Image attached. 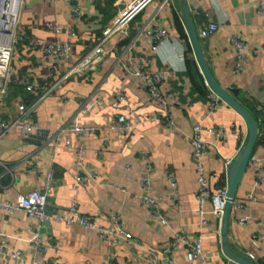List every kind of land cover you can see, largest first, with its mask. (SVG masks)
Here are the masks:
<instances>
[{
  "label": "crops",
  "instance_id": "0c3cea01",
  "mask_svg": "<svg viewBox=\"0 0 264 264\" xmlns=\"http://www.w3.org/2000/svg\"><path fill=\"white\" fill-rule=\"evenodd\" d=\"M185 2L196 33L207 22L217 23L213 34L198 37L206 64L222 87L236 89L233 96L256 117L258 136L234 204L228 210L226 233L234 253L245 255L254 264H264V110L255 108L264 102V12L258 10L257 0ZM160 3L161 0H152L132 19L124 39L113 37L104 45V55L96 69L72 75L53 87L33 111L31 120L37 128L31 135L10 130L0 138V201L14 203L20 195L38 188L46 171L52 169L55 182L46 202L51 217L68 216V205L74 199L76 211L100 225L113 227V216L118 215L139 243L122 241L114 246L113 264H170L163 250L170 246L173 233L180 232L189 240L195 238L199 215L190 142L193 123L224 130L221 137L209 132L201 135L210 142L203 163L213 193L226 189V163L247 137L244 119L224 101L219 99V106L208 110L209 98L217 96L200 81L191 62L193 48L179 0L161 7ZM71 5L69 0H23L17 28L22 42L14 47L12 75L7 80L6 93L0 95L1 119L15 118L20 103L32 102L53 85L101 37L122 1L79 0L81 15L74 19ZM192 9L198 13L193 14ZM51 22H56L61 32L46 26ZM146 24H159L168 32L169 39L157 50H152L142 33ZM69 25L74 26L73 35L64 31ZM178 27L185 36L179 37ZM233 33L239 34L248 52L237 73L235 49L230 41ZM28 37L35 38L36 48L27 47ZM59 41L69 44L67 57L51 58L43 52L44 47ZM138 64L148 70L168 71L160 91L170 105L175 128L167 129L157 120L136 122V118L149 119L156 109L143 82L133 74ZM14 75H27L32 90L25 91L15 84ZM119 93L125 99H118ZM120 114L133 123L130 130L71 135L73 146L85 148V168L97 173L73 189L74 151L63 146L65 129L73 124L108 125L112 117ZM170 176L176 181L173 189L168 183ZM144 177L149 180L148 187L142 185ZM145 194L159 199L168 224L162 225L151 216L142 200ZM203 209L208 220L202 228L203 253L209 263L228 264L230 260L222 251L220 223L212 213L210 200ZM241 218L247 221L239 225ZM33 224L35 220L22 209H0V237L5 235L12 250L23 252L25 260L19 264H27L32 256L28 239ZM46 224L38 233L48 244L45 256L52 257L54 264H108V246L95 231L52 218ZM171 257L173 264H188L183 244L172 249ZM14 263L0 255V264ZM194 264L202 263L197 260Z\"/></svg>",
  "mask_w": 264,
  "mask_h": 264
},
{
  "label": "built area",
  "instance_id": "2783aa9c",
  "mask_svg": "<svg viewBox=\"0 0 264 264\" xmlns=\"http://www.w3.org/2000/svg\"><path fill=\"white\" fill-rule=\"evenodd\" d=\"M71 2L70 13L71 17H80L81 12L79 8V0H69ZM93 2L94 0H89ZM122 1V7L118 9L115 16L112 18L111 23L106 26L101 37L87 50L85 51L65 72H63L59 78L47 88L43 93L37 96L30 103H20L17 106L18 114L15 118L5 120L0 118V138L10 130H18L25 136L32 134L33 130L37 128V125L31 120L33 111L36 105L49 94L53 87L60 83L62 80L67 79L72 75H81L89 71L96 69L97 65L101 62L104 55V45L109 42L113 37L118 39H124L128 34V27L132 19H134L152 0H116ZM172 0H161L160 7L165 3ZM264 0H257L258 10L264 12ZM23 0H0V36L4 40H0V95L6 93V83L8 78L12 75L10 68L11 57L14 52V47L21 41V37L17 34V28L19 23L20 10ZM193 14H197V10H191ZM147 25V24H146ZM46 26L52 31L59 33L61 29L56 22L47 23ZM148 26V25H147ZM143 28L142 33L145 34L147 43L150 44L152 50H157L159 45L168 40L167 30L159 24ZM217 29L216 22H207L202 25L197 36L199 38H206L213 34ZM64 31L67 34L73 35L75 29L73 25L67 26ZM232 46L235 49V64L234 72L240 71L243 63L246 61L247 45L241 39L239 34L233 33L230 37ZM26 45L28 48H36V40L34 37H28L26 39ZM70 51V46L66 42L59 41L55 44H50L43 48V52L51 58L67 57ZM133 74L140 79L148 93L150 101L156 104V109L153 115L149 119L136 118L137 123H143L147 120H157L163 124L167 129H173L176 127L175 118L171 112L170 105L160 91V85L164 84L168 71L166 70H148L143 65L138 64L133 70ZM13 80L15 84L22 87L25 91L32 90V84L30 78L27 75H14ZM209 89V87H208ZM209 91L213 93L210 89ZM214 94V93H213ZM118 99H125L124 95L118 94ZM220 98L210 99L207 102V108L209 111L215 110L219 106ZM97 104H101L100 100H95ZM256 110H264V102L255 106ZM133 123L120 114L111 118L108 125H77L73 124L68 126L66 131V137L63 142L65 148L73 149L74 151V182L73 189H77L78 185L85 180L93 179L96 177L95 169H86L84 165L85 148L82 145L73 146L71 141V135L77 134L79 136L92 134L105 130L120 131L130 130ZM202 132L213 133L216 136L221 137L224 133L222 128L216 127H203L200 123H193L191 126L190 142L192 144V161L195 165L197 173V188L195 191V202L197 203V212L199 215V221L197 222V234L193 240H189L184 237L180 232H174L170 246L163 250L166 261L173 264L172 249L180 244L186 247V258L188 264H194L199 260L202 264H218L209 263L207 257L203 253L202 249V228L208 224V220L204 217L205 211L203 205L207 200L212 203V213L221 222L223 208L225 206V191L221 190L218 193H213L210 190V180L206 174L203 157L207 151L209 141L202 138ZM56 139V144H58ZM257 169V168H256ZM261 180V177L258 176ZM55 177L52 169L46 171L43 183L30 192L20 195L17 200L12 202H1L0 209L12 210L14 208L22 209L26 214L35 220V224L32 226V235L28 239L32 256L26 260L27 264H54L52 257H46L48 251V244L44 242L38 233V229L44 226V223L48 222L50 218L53 220L64 223L66 225L78 224L80 227L95 231L98 238L104 241L108 246V264H113L114 255L113 247L120 242L125 241L127 243L139 244L135 241L130 232H128L124 223L121 221L118 215L113 216V227H106L98 224L92 218L78 213L77 203L72 199L68 205V216H54L51 217L46 210V202L48 196L52 193ZM142 185L148 187L149 180L144 177L142 179ZM168 183L173 189L176 185L175 178L170 176ZM252 198V197H251ZM142 200L145 202L149 209L151 216L159 221L160 224H168L167 217L162 213L159 199L153 197L150 194L142 196ZM234 204V202H232ZM231 204V205H232ZM240 208H246L245 204L237 203ZM247 221V218H241L238 220V224L242 225ZM264 225V219L262 220ZM264 237V232L261 235ZM0 255L7 256L10 260L14 261V264L24 259V254L21 250H12L6 240L5 235L0 237ZM46 257V258H45ZM249 257L253 258L252 254Z\"/></svg>",
  "mask_w": 264,
  "mask_h": 264
},
{
  "label": "water",
  "instance_id": "95a60500",
  "mask_svg": "<svg viewBox=\"0 0 264 264\" xmlns=\"http://www.w3.org/2000/svg\"><path fill=\"white\" fill-rule=\"evenodd\" d=\"M183 18L186 23L187 33L193 48V58L191 62L197 70L200 81L209 87V89L218 96L222 101L234 109L245 121L247 127V137L245 142L240 146L234 156L226 163L227 186L225 191V206L222 212L220 222V237L222 251L229 258L228 264H254L245 255H238L230 248L226 233L228 210L235 199L236 191L243 173L248 165L252 155L256 139L258 136V125L252 112L240 103L233 95L236 93L235 88L225 89L216 78L212 75L203 56V50L194 29L191 15L189 13L185 0H179ZM0 40H4L0 36ZM48 201V198H47ZM48 223V222H46ZM44 223V225H47ZM236 262V263H234Z\"/></svg>",
  "mask_w": 264,
  "mask_h": 264
},
{
  "label": "trees",
  "instance_id": "16d2710c",
  "mask_svg": "<svg viewBox=\"0 0 264 264\" xmlns=\"http://www.w3.org/2000/svg\"><path fill=\"white\" fill-rule=\"evenodd\" d=\"M178 32H179V37H182V36H185V33L183 32V30H182V28L181 27H178ZM18 45V44H17ZM16 45V46H17ZM251 111V110H250ZM254 115V117H255V114H253ZM255 119H256V117H255ZM257 122V121H256Z\"/></svg>",
  "mask_w": 264,
  "mask_h": 264
},
{
  "label": "rangeland",
  "instance_id": "374dc122",
  "mask_svg": "<svg viewBox=\"0 0 264 264\" xmlns=\"http://www.w3.org/2000/svg\"><path fill=\"white\" fill-rule=\"evenodd\" d=\"M234 202V201H233Z\"/></svg>",
  "mask_w": 264,
  "mask_h": 264
}]
</instances>
